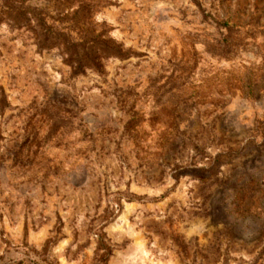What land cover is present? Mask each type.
<instances>
[{
  "label": "rangeland",
  "instance_id": "obj_1",
  "mask_svg": "<svg viewBox=\"0 0 264 264\" xmlns=\"http://www.w3.org/2000/svg\"><path fill=\"white\" fill-rule=\"evenodd\" d=\"M30 3L68 44L0 25V264H264V0Z\"/></svg>",
  "mask_w": 264,
  "mask_h": 264
},
{
  "label": "trees",
  "instance_id": "obj_2",
  "mask_svg": "<svg viewBox=\"0 0 264 264\" xmlns=\"http://www.w3.org/2000/svg\"><path fill=\"white\" fill-rule=\"evenodd\" d=\"M56 1H63L65 4H70L71 0ZM30 2L31 0H0V25L2 22L6 21L14 27L21 28L29 27L31 23H34L35 26L33 30L36 31L38 35V46L40 49L49 50L59 45V41H61L64 46H67V39L63 35H59V37L55 39L53 28L48 25V14L43 9ZM102 37L103 33L97 36L93 43V47H91L88 52L84 51L81 57L80 51L76 49L71 51V49H68L70 62L76 65V73H83V70L87 67H92L99 73H102L103 59L110 56L120 58L126 56L122 50V46L116 45L110 40L102 39ZM54 39L56 41H53ZM7 107L8 103L6 96L3 91L0 90V111L5 110ZM132 118L134 119L135 115L132 116ZM132 130H134V127ZM138 144L137 142L135 143L136 146H138Z\"/></svg>",
  "mask_w": 264,
  "mask_h": 264
}]
</instances>
